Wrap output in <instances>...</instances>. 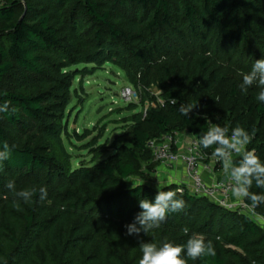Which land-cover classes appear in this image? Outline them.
Instances as JSON below:
<instances>
[{"label": "trees", "instance_id": "trees-1", "mask_svg": "<svg viewBox=\"0 0 264 264\" xmlns=\"http://www.w3.org/2000/svg\"><path fill=\"white\" fill-rule=\"evenodd\" d=\"M2 1L0 93L6 95L0 100L11 101L16 111L0 114V141L14 146L0 172V264H138L141 240L184 245L193 232L211 240L217 255L188 264H264V229L189 190L177 194L184 209L159 229L136 236L125 228L141 211L139 201L154 200L157 193L126 183L133 176L146 179L158 167L148 141L175 132L199 141L211 127L216 100L201 94V83L224 77L213 63L232 51L247 59L248 68L264 58V0H23L22 17L21 0ZM107 62L144 93L139 104L129 103L133 112L124 118L113 152L95 164L72 167L63 142V136L71 138L64 109L76 77L91 71L72 67ZM10 75L17 81L7 82ZM153 86L162 104L138 110L149 103ZM251 96L240 118L249 117L242 120L245 129L256 130L247 149L264 162V103ZM226 100L230 110L238 109L236 82ZM183 103L196 105L186 117L177 111ZM86 138L75 133L77 141ZM200 148L207 156L214 150ZM9 180L17 190L37 189L21 210L12 206ZM168 186L163 190L178 188ZM40 187L47 188L46 201L39 199ZM251 191L264 194L255 184ZM255 212L264 217V205Z\"/></svg>", "mask_w": 264, "mask_h": 264}, {"label": "rangeland", "instance_id": "rangeland-1", "mask_svg": "<svg viewBox=\"0 0 264 264\" xmlns=\"http://www.w3.org/2000/svg\"><path fill=\"white\" fill-rule=\"evenodd\" d=\"M25 13V5L22 3L17 9V17H22ZM2 33L3 28L0 22V34ZM238 59L239 52L232 51L226 56L222 55L217 59L218 63L213 64L219 67L224 77H219L214 84L205 81L201 83V94L208 95L211 93L214 94L216 99L215 115L210 126H212V124H218L221 127H229L232 125L231 129L236 126L246 128L242 120L246 119L247 121L249 117L242 116L240 118V114L246 108L245 102L248 103L251 100V94L256 93L257 95L260 88L253 85L248 88L247 91L240 90L239 85L242 83L241 73H247L251 70V67L248 68L246 66L248 65L247 59ZM84 66H86L87 70L91 71H88V74L83 76L78 75L76 77L71 87L70 97L64 109L67 132L71 138L66 140L63 136V142L66 150L71 154L70 162L72 167L78 166L80 163L95 164L99 162L100 159L106 158L107 155L113 152L112 143L118 135L123 133L126 126V123L123 121L124 118L133 112L129 110L130 104L120 96L121 90L129 86L137 90L139 97L133 102L134 104H139L144 93L143 88L135 87L128 81L124 71L110 62L104 63L102 66L79 64L73 66L72 69L77 68L79 70L84 68ZM15 81H17V75H10L7 78V82L9 83ZM232 82L237 83L239 91V104L237 105V110L236 107L230 110V106L227 104L226 100ZM148 93L151 98L148 100L149 103L145 106L138 105V110L144 112L149 107H156L157 104H161L162 100L159 98L161 93L160 90L153 86L148 89ZM261 128L264 131V120L261 122ZM75 133L79 135L85 133L87 134V138L82 141H77L75 139ZM189 135L190 134L187 132L176 134L179 148L184 149L190 137ZM91 140H93L94 145L88 147V142ZM92 150L95 151L91 152ZM200 164L202 169L203 167L205 169L208 162H205V159H200ZM177 167V165L171 167H156V170L148 174L146 179L133 176L129 177L126 183L128 186L144 184L152 189H157V184L159 182L165 185L182 187L183 184L188 182L187 174L185 173L183 163L179 166L181 169ZM173 172L179 175H174L172 174ZM209 173H211L210 178H208V180L205 178V182L211 184L215 179L214 174L217 173L210 171ZM221 174H224V172ZM211 175L213 179L209 181ZM174 176H176V178ZM221 177L222 175H219L216 178L220 179ZM250 217L259 226L264 224V221L261 220L260 217L251 215Z\"/></svg>", "mask_w": 264, "mask_h": 264}, {"label": "clouds", "instance_id": "clouds-1", "mask_svg": "<svg viewBox=\"0 0 264 264\" xmlns=\"http://www.w3.org/2000/svg\"><path fill=\"white\" fill-rule=\"evenodd\" d=\"M23 3V0H21ZM242 83L239 88L247 91L248 88L256 85L260 88L256 99L264 103V58L254 61L251 70L241 73ZM6 93H0V96ZM173 105L177 104L175 99H171ZM196 105L191 103L180 104L177 111L184 117L188 116ZM11 107V101L0 100V114L15 112ZM255 129L251 132L242 126L231 129L229 135L228 127H221L212 124L199 136V144L205 149L213 148L212 156L221 164L224 174L230 179V191L235 199L244 200L248 207L255 213V209L264 205V194H257L251 191L253 184L257 188L264 189V162L254 150H248L247 146L255 136ZM14 146H10L7 141H0V172H3V162L8 160ZM233 153L240 154L238 161L233 159ZM6 187L12 193L14 199L12 206L21 210V202L29 203L37 195L36 188H24L17 190L14 181L9 180ZM168 185L158 183L157 193L154 200L141 199L139 208L141 211L135 216V222L125 225L127 235L139 236L140 233L148 235L153 230L159 229L166 222L172 213H178L185 207V201L177 198L180 191L167 190ZM170 188V187H169ZM39 199L46 201L48 191L46 187L38 189ZM264 220V217H260ZM264 226V225H261ZM181 231L185 236H189V227H182ZM139 249L142 253L138 264H188V260L197 261L205 257H215L216 248L211 240H206L203 234L193 232L187 239L186 244L180 245L165 240L157 245L155 242H139ZM185 254L187 259L185 258ZM207 264V261H205ZM252 264H257L255 260Z\"/></svg>", "mask_w": 264, "mask_h": 264}, {"label": "built area", "instance_id": "built-area-1", "mask_svg": "<svg viewBox=\"0 0 264 264\" xmlns=\"http://www.w3.org/2000/svg\"><path fill=\"white\" fill-rule=\"evenodd\" d=\"M2 2L0 0V6ZM120 96L128 103L136 101L139 97L137 90L130 86L123 88ZM176 134L175 132L174 134H166L159 139L149 140L147 147L151 150L153 161L157 162L158 167H171L183 162L188 183L185 187L180 186L177 188L180 193L187 189L192 194L206 197L227 210L236 211L248 217L250 215L263 217L256 212L254 213L244 200L235 199L232 196L230 191L231 181L225 174H221L223 173L221 164L212 155L207 156L202 152L199 141L195 137H190L184 149L180 151ZM235 154L233 153V157ZM200 159L208 160V164L205 166L206 170L217 173L214 174L215 179L211 184L205 182ZM219 175H222V177L220 179L216 178ZM260 227L264 229V226Z\"/></svg>", "mask_w": 264, "mask_h": 264}, {"label": "crops", "instance_id": "crops-1", "mask_svg": "<svg viewBox=\"0 0 264 264\" xmlns=\"http://www.w3.org/2000/svg\"><path fill=\"white\" fill-rule=\"evenodd\" d=\"M189 136H190V137H193L192 135H189ZM190 137H189V138H190ZM187 141H188V140H187ZM186 143H187V142H186ZM179 150L182 151L183 149H182V148H179ZM205 162H206V161H205ZM182 163H183V162H180V163L177 164V166H178L177 168H178V169H181V167H179V166H181ZM182 167H183V166H182ZM175 169H176V168H175ZM174 173H175V172H173L172 174H174ZM210 174H211V173H209V171L206 170V169H204V167H203V169H202V175H203L204 179L206 178V179L208 180V178H210ZM174 175H177V176H178L179 174H174ZM214 176H215V175H214ZM174 177L176 178V176H174ZM212 179H213V176L211 175V179H210L209 181H211ZM187 183H188V182H186V183L183 184L182 186L185 187V186L187 185Z\"/></svg>", "mask_w": 264, "mask_h": 264}]
</instances>
